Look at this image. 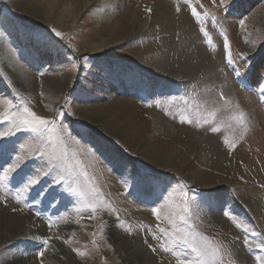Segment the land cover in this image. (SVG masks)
Returning <instances> with one entry per match:
<instances>
[{"label": "rangeland", "instance_id": "obj_1", "mask_svg": "<svg viewBox=\"0 0 264 264\" xmlns=\"http://www.w3.org/2000/svg\"><path fill=\"white\" fill-rule=\"evenodd\" d=\"M20 2L38 0H0V43L28 86L13 98L0 69V218L26 227L10 239L0 220V264H128L111 226L150 264H262L264 0H65L52 20ZM163 63L187 82L162 91L147 73ZM25 106L47 128L23 126Z\"/></svg>", "mask_w": 264, "mask_h": 264}, {"label": "bare ground", "instance_id": "obj_2", "mask_svg": "<svg viewBox=\"0 0 264 264\" xmlns=\"http://www.w3.org/2000/svg\"><path fill=\"white\" fill-rule=\"evenodd\" d=\"M62 1H65V0H38L37 4H35V2L29 3L28 5H29L31 11H29L30 14H28L26 17H30L33 13L38 12L42 16V18H44L45 20L46 19L52 20V18L55 16L54 14L58 8V5H60V3ZM93 1L94 0H83L84 8H87ZM20 3H21L20 5H22V2H20ZM22 6L28 7L27 4L26 5L24 4ZM177 7L178 6H176V8ZM60 11L61 12H59L58 17L56 16L59 20L58 21L59 25L66 24L68 22V18H72L73 20H76L78 17V15L76 17V15L74 14V12L76 11L75 8H73L72 11H71V9L67 10V12H65V9L60 10ZM181 18L183 20V23H186L188 25V23L190 21L189 17L182 15ZM141 24H142L141 22L138 23L136 20H134L133 22L130 23V25L132 27L139 26ZM147 24L145 23L142 25V27H140L139 31H137V33H136L138 36H139V34L144 33L147 30L146 29ZM180 25H181V23H180ZM187 28L188 27H185V29H187ZM187 30L190 32V29H187ZM191 34H194L192 28H191ZM83 48L87 52H89L93 55H96V56L102 55L103 51L105 49H107V48H103V46H101V45H97L94 43H92V44L87 43L83 46ZM155 66H156V68L154 70L152 69L151 73H147L148 74L147 76L149 78H150V76H153L155 78L162 80L163 83H162V85H160L162 91L171 92L172 91L171 86H173V85L174 86H178V85L180 86L182 83L187 82V80H184L183 77H181V73L176 74V73L168 71V67H165L164 63H163V65H155ZM256 68H258V67H256ZM0 69H1V71H3L4 75L6 76L8 81L10 82L9 84L12 85L11 91H12V97L13 98L17 99L19 96H22L23 94H26L28 92V86H27L25 78L23 77L22 73L19 72V70L13 65L12 60L9 58L6 50L4 49V47L1 43H0ZM165 69L167 71H165ZM164 71L167 73H165ZM256 75L257 74H254L252 77L256 78ZM127 76L129 78H131V75L129 74V72H128ZM136 76L138 77L139 75H134L133 78ZM64 81H65V79H60V80H57L56 82L47 81L48 92L46 94L47 95L46 98L48 101H49V99L51 100L53 98L54 91L59 92V91L65 90L67 88V85H65ZM139 86H140V88H139L140 90H144V91L146 90L147 91V86H146V84H144V82L139 81ZM127 110H128L127 108H122L121 114H124L125 117L130 115L127 113ZM128 111L130 112V110H128ZM117 118L119 119L120 117L119 116L112 117V119L114 121ZM101 119H102V115L93 116L92 118H89V120L93 124H96V122L100 121ZM135 122H136V123H134L135 126H138L136 118H135ZM158 123H160V122H158ZM158 125H160V124H158ZM139 132L140 131H138L136 133V136L140 135ZM131 133L133 134V132H131ZM150 140H151V136H148L144 143H150ZM176 142H180V140H177ZM189 146L194 150V148L196 147V144L193 143L191 140V141H189ZM180 147H183V146H180ZM189 149L183 148L185 154H187V152H188L187 150H189ZM176 158H174L175 161H176ZM200 161L202 162L203 165H206L207 164V156L205 154H203V157L200 158ZM171 166H174V163H173V165L171 163L167 164V167L171 168ZM189 180L191 182L197 184V182L194 179L189 178ZM143 210H144V213L148 216L147 212L150 209L147 208V209H143ZM0 220H3L2 227H5L4 229H6V228H8V230L10 229L8 231V232L12 233V237H10V239L15 238L16 236L21 234L26 227L24 225V223L22 224L19 221L20 220L19 218H6V217L3 218V217H1ZM107 222L111 223L112 219H107ZM109 232H110L111 238L114 242V243L113 242L112 243L115 244L119 250H120V247L123 246L124 250L126 251V254L123 257L125 259L126 263H128V264H150V261L153 260V258L150 257V255L148 256L146 251L141 248L137 238H132V240H130L128 237L124 236V234L119 232L113 226H111V228L109 229ZM0 237H1V239H3L6 236H0ZM190 261H192V260L190 259ZM261 263L264 264L263 261ZM5 264H9V263L5 262ZM10 264H19V263L15 262V263H10Z\"/></svg>", "mask_w": 264, "mask_h": 264}, {"label": "snow or ice", "instance_id": "obj_3", "mask_svg": "<svg viewBox=\"0 0 264 264\" xmlns=\"http://www.w3.org/2000/svg\"><path fill=\"white\" fill-rule=\"evenodd\" d=\"M57 36H60L61 33L56 32ZM227 47V45H226ZM229 63L231 64V60H229ZM246 63V60H245ZM233 71L236 73L237 77H239L241 75V73L239 72L238 69L234 68ZM261 92L262 95H264V84H262L261 86ZM24 112L27 114V116L23 119L22 121V125L23 126H27V129L32 131V132H42L45 128H47L48 126V121L37 116L33 111H31L28 107H24ZM14 170V166H10V168L7 171H12ZM5 177L4 176H0V187L3 186V182H4ZM31 183H35V181H31ZM93 211H95V209H93ZM153 213L157 215V217L159 216V211L157 208H153L152 209ZM227 215V213H226ZM161 232H164V229H160ZM186 246L192 248L193 252H197L199 251L201 253V255H206V250L205 249H198V247L193 243L190 242L188 239H183L182 241ZM264 246V245H261ZM165 251H171V249L169 248H165ZM40 255H43V253H40ZM180 264H193V261L190 260H181Z\"/></svg>", "mask_w": 264, "mask_h": 264}]
</instances>
